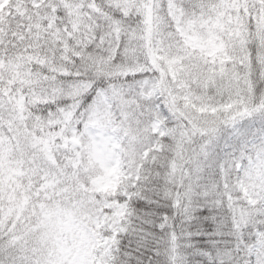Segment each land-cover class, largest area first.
I'll return each mask as SVG.
<instances>
[{
	"label": "snow or ice",
	"instance_id": "6c2138e0",
	"mask_svg": "<svg viewBox=\"0 0 264 264\" xmlns=\"http://www.w3.org/2000/svg\"><path fill=\"white\" fill-rule=\"evenodd\" d=\"M0 264H264V0H0Z\"/></svg>",
	"mask_w": 264,
	"mask_h": 264
}]
</instances>
